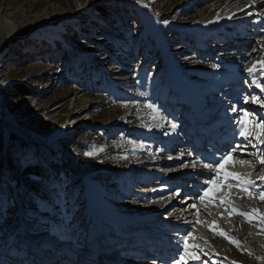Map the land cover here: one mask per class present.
Masks as SVG:
<instances>
[{"label": "rangeland", "instance_id": "374dc122", "mask_svg": "<svg viewBox=\"0 0 264 264\" xmlns=\"http://www.w3.org/2000/svg\"><path fill=\"white\" fill-rule=\"evenodd\" d=\"M249 2L234 4L244 9L232 13L228 0H0V264L11 252L28 249L37 257L28 258L32 264H89L99 256L93 248L97 242H112L103 239L105 231L119 243L139 237L158 248L156 253H170L150 254L153 264H174L188 233L199 259L186 257L187 264H264V150L256 139L257 134L264 139L258 127L264 92L256 86L264 85L258 63L264 52L251 65L249 52L234 53L240 36L264 31V13L238 22L253 9ZM220 39L234 40L233 51L217 53L212 41ZM258 45H264V37ZM254 64L256 71L246 78ZM246 91L261 103L246 102L253 105L245 110L248 140L239 136L243 114L233 113L234 103L228 101ZM212 122L226 143L237 136L235 146L257 164L252 176H241L254 182L253 196L239 200L235 195L244 191L221 177V190L233 186L214 192L226 197L225 207L210 206L191 226L180 220L156 222L159 230L169 229L155 237L162 238L160 246L146 228L155 227L149 218L161 215L164 201L151 200L161 188L148 173L169 175L178 163L187 165L173 161L168 170L165 162L168 141L179 135L196 155L210 150L202 138H218L208 127ZM225 169L236 172L229 164ZM89 182L106 192L103 199L120 204L118 212L131 216L124 218L131 226L109 211L101 217L94 213ZM136 214L143 219H134Z\"/></svg>", "mask_w": 264, "mask_h": 264}, {"label": "bare ground", "instance_id": "6f19581e", "mask_svg": "<svg viewBox=\"0 0 264 264\" xmlns=\"http://www.w3.org/2000/svg\"><path fill=\"white\" fill-rule=\"evenodd\" d=\"M242 3H243V0H228V4H226L227 10H231V8H233L232 13L233 12H236V13L237 12H240L244 8L238 9V8L234 7V4H242ZM249 6H252L253 7V9L250 11V13H257V12L264 11V0H250ZM248 15H250V14L238 16L239 17V20H240L238 22H240V24H242V22H244V23L247 22L249 20V18H255V16L250 17ZM151 23L154 24V25H156V26H158L156 24V21L154 19L151 20ZM240 37L242 39H241L240 44H238L239 50L238 51H234V53L236 55H241L242 54L241 51L249 52L250 55H251V58L249 59L250 65H251V63H252L251 61L254 60V58L258 57V55L263 54V52H264L263 51L264 50V45H262V46H259L258 45V40L260 38L262 39V37H264V31L262 33H253V34H250V35L248 34L247 36L243 35V36H240ZM234 43L235 42L232 39L230 41H227V40L222 41L221 40L220 43H218L217 45H214V46H216V47L219 46V49L217 50V53H220V54L221 53L222 54L224 53L225 54V53H227L226 51H229V50H232L233 51V49H230L229 47L232 48V46H233ZM225 55H227V54H225ZM225 59H229V60L231 59L230 61H233V60H235L237 58L233 57V58H225ZM250 65H248V66L250 67ZM248 66H245L244 65V67H248ZM246 73H247V75H245L246 78H248L249 76L253 75V74H249V72H246ZM236 75H238V74H236ZM234 82H236V81H234ZM239 85H240V82H239ZM247 93L241 92L239 94V96H240L239 99H236L235 97H230L229 98V100H228L230 102L229 105H231V104L234 103L233 104L234 106L232 108L233 109L234 108L236 109V111L233 112V113H235V114H239V113L240 114H244V111L246 109H248L250 106L252 108L253 105H251V104L248 105L245 102V97L248 98L247 100H249V98L250 99L252 98L251 95H250V92L248 94ZM231 115H233V114H231ZM208 136H210V135H208ZM54 138H55V136H54ZM237 140L239 141V139H238L237 136H236L235 139H232L231 140L232 141L230 143L231 144V147L227 151H226L227 148L221 147V148H215L213 151H209V150L206 149V151L203 150L204 151L203 154H199L198 153L196 155L195 154L196 151H193V150L189 151V150H187V147H185V146L182 149L180 148L181 150H183L180 153V155H182L183 158H176L177 156L179 157V155L174 156L175 159H173V160L175 162H177V161H183V162H186V164L188 166L189 165L192 166V163H191L192 161H196V163H197L196 167H193V166L192 167H189V170L191 171V173L189 174V176L187 178V179H191L190 180L191 182H188V184H190L192 182L194 183L192 185V187H194V188L191 191L188 190L187 187L181 188V193L182 194H180V195L181 196H184V197L181 198L182 200L179 199L180 201L178 203H176V202H172L171 203L170 200H169L170 198H168V196L171 195V190L168 189L166 186H164L165 178H169L170 181H171V183H173V182L177 183V179H179L180 181H182V179H180V177H183V176H181L178 173H176V175L172 174L171 176H168V177H165V178H163V177H154V179H158V181L160 182L159 183L160 185L158 187H161L162 189H160L158 192H156V196H152L151 200H155L156 202L158 201V202H161V203H162V201H164L162 203L163 205H162L161 215H159V213H157V215H156L157 218H158L156 222H162V223H164V222H166L167 219H169V220H177V221L180 220V221H184L185 224L191 226V225L194 224V221L196 220V217H200L201 215H203L205 213V210L208 209V208H210V206H212L214 204H216V205L218 204L219 206H222V208L225 207L224 205H225L226 202L224 201V199L226 200V197L225 196L222 197L221 195L214 194V192L215 193H218V192H222V191H227V192L228 191H232L233 186L229 187V185L225 184L227 186V188L221 190L222 188H221V186L219 184L214 185L213 186V192L210 194L214 198V202L201 201L198 198L199 195L201 194L202 189L205 188V187H207V185L205 184V181L210 176V173L208 172V170H206V169H204L202 167L201 161H203L204 163H208V162H210L213 159L218 160L222 155H224L223 153L226 154L232 148L235 147V143H233V141H237ZM224 144H225V142H224ZM209 148H211V147L209 146ZM249 148L250 147H248V149ZM258 148H259V151H262V150H264V145L260 144L258 146ZM246 150H247V148H246ZM244 151L243 152L242 151H237L236 153H234L233 158L227 163V164H229L232 167V169L234 171H236L234 174H236L237 176H239L240 179H241V176L242 175L252 176V174H254V172L257 171L256 170L257 169V164L252 163L249 160L250 159L249 152H247V151L244 152ZM239 166H246V168H249V170H247V171H243V170H240V169L238 170ZM184 172H186V170H184ZM224 172H229V171H227V169H225ZM242 177H245V176H242ZM197 178H199L198 180H201L202 182H199V181L196 182V181H194ZM241 180H245V179H241ZM233 182L235 183V186L234 187H239L238 186V181H235L234 180ZM89 186H90V189H89L90 190V192H89V196H90L89 202H90V205H91L94 213H96V215L98 217H101V212H108L109 211L113 215H115L118 218L120 217L121 219L131 218V216L129 214H127V213L124 214V213L118 212V208H119L120 204H113L110 200L103 199V197L106 195V192L105 191L102 192V190H97L96 183L89 182ZM250 190H251V188L249 187L247 191H244V193H245L244 195H237V196L235 195V197H238L239 200H246V201H248L247 199L249 197L251 198L253 196V193L251 195H249V193H251ZM185 195L187 197H185ZM181 196H179V197H181ZM221 200L224 201V204H221L220 203ZM218 201H219V203H217ZM192 204H195L196 205V208L195 209L192 208V207H190V205H192ZM197 209H199V212H197ZM247 209L250 210V211L253 210L251 207H247ZM225 211H226V209H225ZM215 214H216V216H219V217L222 218L225 213L219 212V210H217V211L215 210ZM143 217H144L143 215L136 214L135 217H134V219H139L140 220V219H143ZM151 220H152V218L150 217L149 218V221H151ZM156 222L153 223L154 226L156 225ZM130 228H133V227H130ZM135 229L140 230V228H138V227L135 228ZM156 230H159V228L155 226V227L147 230V232L148 233L151 232L154 235V234H156ZM172 234L171 235L173 237H176L178 235L177 233H172ZM160 235H164V234L162 232H160ZM157 238L160 239V242H155V243H158L160 246L163 245V241H161L162 238H159V237H157ZM144 240H146V239L136 237V243H139V244L145 243V244H148V245L150 244L148 242H143ZM104 243H105V241H104ZM116 243L118 244L119 243V240ZM121 243L122 244H127L126 242H120L119 245ZM162 250H164V249H160L159 251L162 252ZM133 252H135V251L133 250ZM160 254L162 255L163 253H160ZM165 255H167L169 257L170 253L169 252H166L165 254H163L162 258H164ZM146 256H147L146 260L150 259V256L149 255H146ZM17 257L19 258V256H17ZM31 257L24 258V261H28V258H31ZM107 257L108 256H106V258ZM11 259H12V256H11ZM11 259H7L6 262H8V264H22V263H25L26 264L27 263V262H19L20 261L19 259L13 260V261ZM35 259L37 260V257H35ZM130 261H132V258H130ZM130 261H127V264H131ZM36 262L37 261H35L34 264H36ZM67 264H68V262H67ZM69 264H71V263H69ZM76 264H78V263H76ZM89 264H97V261H95V262L94 261H89ZM106 264H109V263L106 262Z\"/></svg>", "mask_w": 264, "mask_h": 264}, {"label": "snow or ice", "instance_id": "6c2138e0", "mask_svg": "<svg viewBox=\"0 0 264 264\" xmlns=\"http://www.w3.org/2000/svg\"><path fill=\"white\" fill-rule=\"evenodd\" d=\"M139 2V0H137ZM260 63L261 67L264 68V61L258 62ZM219 65L213 64V68H217ZM247 71L249 74H252L256 71V65L254 64L252 67L248 68ZM255 83V81L253 82ZM257 87L261 89L262 92H264V85L261 84H256ZM247 97H245V102H247ZM253 103H257V97H252ZM149 109H152L154 112L158 111V109L155 108V106L152 103H149L147 105ZM236 109L234 108L233 111ZM249 112L244 111L243 117L241 118L240 121V129H239V136L243 138L244 140H248V135L246 133V128L248 126V120H249ZM161 125H157V127H160ZM258 127L261 129L262 132H264V117L261 118L260 122L258 123ZM171 128L175 130L177 128L176 123L171 124ZM256 139L260 141L262 145H264V139H261L260 134H257ZM237 151H243L240 149L239 145H236L234 148H232L229 152L226 154L222 155L218 160L213 159L208 163H204L201 161L202 167L210 173V176L208 179H206L205 184L207 187L203 188L201 191V194L199 195V199L201 201H209V202H214V198L210 195L213 192V186L217 184V181L223 177V179L227 180L229 178L238 181V186L241 188L243 191H247L250 186H254V182L251 180H241L239 176H237L234 173H229V172H223V169L225 168V165L233 158L234 153ZM93 153H85V155H92ZM171 159V157H169ZM192 166L196 167V161H192ZM260 163L264 165V156H262ZM261 180H264V176L260 177ZM231 187V185H229ZM176 195H179L177 192ZM251 195V193H249ZM260 198L264 200V192L261 193ZM221 204H224V201H220ZM192 208H196L195 204L190 205ZM256 211V210H253ZM197 212H199V209H197ZM232 213H236L235 209H232ZM239 215H245L248 216L247 213H238ZM249 220H251L253 217L248 216ZM199 222V221H197ZM261 223L264 224V218L261 219ZM222 236H225L227 238L226 233H219ZM192 237L191 233H188L184 238H183V254L179 256V259L174 260V264H187L186 257L192 260H197L199 259V256L196 254L194 249H196L198 246L197 245H192L191 248L188 244V240ZM234 242V241H233ZM155 264V262H154Z\"/></svg>", "mask_w": 264, "mask_h": 264}]
</instances>
